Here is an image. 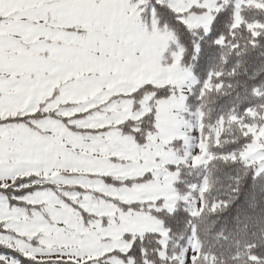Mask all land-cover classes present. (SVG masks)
I'll return each mask as SVG.
<instances>
[{"label":"snow or ice","instance_id":"snow-or-ice-1","mask_svg":"<svg viewBox=\"0 0 264 264\" xmlns=\"http://www.w3.org/2000/svg\"><path fill=\"white\" fill-rule=\"evenodd\" d=\"M0 264H264V0H0Z\"/></svg>","mask_w":264,"mask_h":264}]
</instances>
